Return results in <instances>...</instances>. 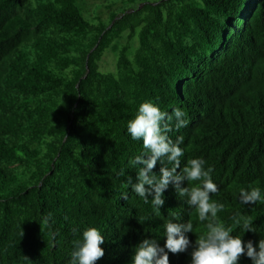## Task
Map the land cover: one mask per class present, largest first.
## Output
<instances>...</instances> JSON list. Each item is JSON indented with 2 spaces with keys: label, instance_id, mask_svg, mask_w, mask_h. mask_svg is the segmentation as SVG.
<instances>
[{
  "label": "trees",
  "instance_id": "obj_1",
  "mask_svg": "<svg viewBox=\"0 0 264 264\" xmlns=\"http://www.w3.org/2000/svg\"><path fill=\"white\" fill-rule=\"evenodd\" d=\"M84 6L0 0V264H70L89 227L105 238L96 264H131L142 239L164 246L165 223L176 218L193 224L192 245L169 252V262L190 264L207 221L171 184L160 209L129 184L139 168L130 161L146 150L127 124L145 101L186 113L187 127L168 133L184 137L181 170L204 159L218 186L211 199L223 205L217 219L256 245L264 238V0H101L91 15ZM106 52L114 71L100 70ZM252 187L262 199L241 203L240 190Z\"/></svg>",
  "mask_w": 264,
  "mask_h": 264
},
{
  "label": "clouds",
  "instance_id": "obj_2",
  "mask_svg": "<svg viewBox=\"0 0 264 264\" xmlns=\"http://www.w3.org/2000/svg\"><path fill=\"white\" fill-rule=\"evenodd\" d=\"M185 117L186 113L180 108H174L169 114L151 101L139 105L134 118L128 121L127 130L132 139L142 140L146 151L130 161L139 168L136 181L133 183L129 179V184L145 203L151 197L152 205L158 209L164 205L163 194L171 184L179 196L187 197L188 205L195 207L199 221H207V231L197 236L192 246L190 264H239L242 255L250 258L252 264H264V238L256 245L251 240L245 243L240 235H232L231 227H226L217 219V213L223 209V205L211 199V194L218 191L211 177L212 167L205 169L206 161L197 157L188 160L181 170L180 158L184 156V150L180 145L184 137L178 136L173 141L168 133L173 126L177 130L187 127L188 120ZM158 161L161 167L157 176L153 169ZM185 181L187 184L199 183L182 186ZM239 199L246 205L255 204L262 199L261 190L259 187L241 189ZM233 219L242 226L243 232L255 231L250 219ZM177 221L178 218L165 223L166 239L163 247L155 238H144L135 245L131 264H170L169 252L177 254L187 251L192 245L187 233L193 232V224L190 221ZM104 241V236L97 228L85 229L82 239L76 242L71 253L70 264H96L105 254L101 247Z\"/></svg>",
  "mask_w": 264,
  "mask_h": 264
},
{
  "label": "rangeland",
  "instance_id": "obj_3",
  "mask_svg": "<svg viewBox=\"0 0 264 264\" xmlns=\"http://www.w3.org/2000/svg\"><path fill=\"white\" fill-rule=\"evenodd\" d=\"M100 1L101 0H85L84 7L89 13L96 4L100 3ZM99 67H100V70L104 72L114 71L116 69L115 55L111 52H106L101 58V61L99 62Z\"/></svg>",
  "mask_w": 264,
  "mask_h": 264
}]
</instances>
